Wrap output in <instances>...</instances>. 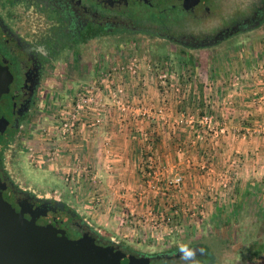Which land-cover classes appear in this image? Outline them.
Here are the masks:
<instances>
[{"label": "rangeland", "instance_id": "1", "mask_svg": "<svg viewBox=\"0 0 264 264\" xmlns=\"http://www.w3.org/2000/svg\"><path fill=\"white\" fill-rule=\"evenodd\" d=\"M218 3L217 16L205 21L204 26L200 28L208 37H212L213 33L230 22L247 17L251 10L260 5L261 0H221ZM185 27L191 28L190 21L183 23V28ZM175 29L170 27L169 32L175 34ZM145 30L147 33L154 32L150 26L145 27ZM161 31L164 35L165 30ZM250 32L261 35L263 40L260 45H264V21ZM250 32L236 33L217 47L200 50L175 47L165 40L154 39L150 37L151 35L131 37L124 44L118 45L116 42L113 45L112 50H115L118 56L114 62L134 64H131L133 72L131 70L127 72L128 77L132 78V83L136 85L132 84L130 89L137 92L142 78L150 84H156L158 81V86L160 74L164 73L175 79L177 72L174 66L179 63H184L185 66L203 63L225 65L229 57L224 59L226 56L222 57L221 53L227 49H231L232 52L235 47L238 50L250 46ZM203 35L196 34V37L201 39ZM119 50L125 53L120 56ZM107 53L108 51L103 52V57L106 56L107 59L99 60L100 63L111 61ZM191 69V67L185 69L184 73ZM99 72L101 73V70ZM92 73L93 71L90 75L84 73L80 79L76 72L72 81L58 80L48 88V96L40 111L32 117L15 142L3 151V164L11 180L19 187L41 197L63 200L91 229L106 239L132 246L140 251L148 253L199 243L208 250L214 264H264V186L258 189L260 195L253 193L252 186H242L241 189L246 188L245 193H238L236 190L239 181H234L236 176L232 169L227 170L228 176L225 175L229 182L227 187L231 186V189L223 188L220 180L222 176L220 181L209 186L214 188L211 190L212 196L204 195V190L202 193L192 192L183 196L185 192H180L183 179L180 186L175 189L166 186V182L170 180L164 184L156 180L157 190H152L147 183L149 177L141 179L139 191L132 196L125 197L120 193L106 195L102 194L101 177L95 174V177L89 179L82 187L83 197H78L77 181L74 184L70 177L65 181L68 176L61 174L56 167L57 159L54 158L53 152L61 143L58 129L62 119L67 117L71 110L76 94L84 89L83 87L79 89L80 83L83 86L95 84L93 82L96 76L93 78ZM168 88L169 83L165 86V89ZM126 90V98L137 104L136 94L131 100L133 96L129 99ZM162 90L161 93L164 94ZM103 96L107 95L103 93ZM105 99H108V96ZM163 106L158 110L151 108V112L160 111V114L147 116L145 122L151 126L154 122L166 123L168 118L164 113L167 112L168 105ZM184 120L178 121L180 125ZM214 122L216 123L215 119ZM198 125L203 127L199 122ZM82 171L84 174H91L90 167ZM79 174H74L73 180H76ZM80 177L84 176L80 175L78 178ZM195 184L199 189L208 185L198 182ZM154 224L160 226L154 227Z\"/></svg>", "mask_w": 264, "mask_h": 264}, {"label": "crops", "instance_id": "2", "mask_svg": "<svg viewBox=\"0 0 264 264\" xmlns=\"http://www.w3.org/2000/svg\"><path fill=\"white\" fill-rule=\"evenodd\" d=\"M249 34L250 46L238 50L235 47L233 53L231 49L221 53L222 57L226 56L224 59L229 57L225 65H175L176 78L165 83L166 86L169 83L168 89L160 82L158 86V81L150 84L142 78L139 90L132 91V78L127 72L131 63L114 62L118 58L115 50L107 53L110 62L98 61L92 70L93 78L96 76L95 84L83 86L80 83V90L83 87L109 96L108 92L119 83L127 89L129 99L144 93V97H137L139 104L133 103L136 108L158 110L167 104L169 114L164 113L167 124L154 122L151 126L144 116H122L109 108L102 115V126L96 132L90 134L83 128L80 141L63 147L56 158V167L61 174L71 177L74 184L77 181L78 197H83L82 187L95 174L101 177L102 194L132 196L153 171L162 184L181 177L183 196L202 193V190L204 195L212 196L214 188L209 186L222 176L220 180L226 181L229 169L234 171V181H239L238 193H245L246 188L241 189L242 186H252L253 193L259 194L258 189L264 186V136L252 133V130L264 124V45H260L261 35ZM124 53L118 52L120 56ZM190 67L192 69L185 74V69ZM107 74H110V80ZM107 96H103L105 102H109L105 99ZM204 115L216 120L214 129L198 125ZM183 119L180 125L178 121ZM85 167H90L91 174H84ZM75 170L84 177L77 175L73 180L71 174ZM197 182L208 185L199 189Z\"/></svg>", "mask_w": 264, "mask_h": 264}, {"label": "flooded vegetation", "instance_id": "3", "mask_svg": "<svg viewBox=\"0 0 264 264\" xmlns=\"http://www.w3.org/2000/svg\"><path fill=\"white\" fill-rule=\"evenodd\" d=\"M218 1L221 2L0 0V65L10 75L8 93L0 98L3 199L16 212L22 211L24 219L33 220L37 226L60 231L77 244H93L109 250L116 257L115 264H190V261L214 264L208 250L199 243L147 253L106 239L91 229L63 200L41 197L15 184L4 167L3 151L15 142L40 111L51 85L58 80L72 81L76 72L79 77L84 70L90 75L99 58H106L103 52L112 51L116 42L121 45L131 37L151 35L175 47L200 50L207 48H201V44L215 38L221 37V40L212 47L236 33L253 31L245 29L264 16V0H261L247 17L230 22L208 37L200 28L205 21L217 16ZM188 21L191 28H183V23ZM148 26L154 32L147 33L145 27ZM170 27L176 28L175 34L169 32ZM161 29L165 30L164 35ZM196 34L204 35L198 39ZM192 250L195 256L188 258L185 254Z\"/></svg>", "mask_w": 264, "mask_h": 264}, {"label": "water", "instance_id": "4", "mask_svg": "<svg viewBox=\"0 0 264 264\" xmlns=\"http://www.w3.org/2000/svg\"><path fill=\"white\" fill-rule=\"evenodd\" d=\"M263 18L245 30L256 29ZM218 40L221 37L200 47L210 48ZM9 77L0 65V98L8 93ZM2 184L0 180V264H115V255L107 249L82 242L77 244L60 231L24 219L22 211L16 212L3 199Z\"/></svg>", "mask_w": 264, "mask_h": 264}, {"label": "built area", "instance_id": "5", "mask_svg": "<svg viewBox=\"0 0 264 264\" xmlns=\"http://www.w3.org/2000/svg\"><path fill=\"white\" fill-rule=\"evenodd\" d=\"M134 65L133 63H131ZM132 72V68L130 69ZM108 80H110V74H107ZM158 79L160 84L165 85L168 81L171 82L174 80L173 76H166V74L158 75ZM166 86V85H165ZM171 87V86H170ZM143 92H140L137 97H144ZM108 101L105 102L103 99V95L100 91L96 93L93 90H81L79 91L73 102L71 110L67 113V117L62 119V122L58 129V137L61 140V143L54 149L53 156L54 158H58L61 154L62 148L67 145H75L76 142H79L82 137V131L88 130L90 134L96 132L103 123L102 115L107 112L109 108H113L117 113L124 115H137L144 116L145 118L150 115H156V113L160 114V111L151 112V110H146L142 108L134 107L133 103L129 101L126 97L125 89L120 86L118 83L117 87L114 90L108 92ZM104 109V111H103ZM136 112V113H135ZM92 113V114H91ZM199 124L206 129H214L215 122L212 116L204 115L200 118ZM264 135V125L259 124L252 133ZM70 145V146H71ZM105 149V147H103ZM107 152L105 151L104 155ZM86 169V167L84 168ZM77 174V171H72L71 175ZM149 179H147L148 187L152 190H157V186L155 181L157 180L158 174L153 171L148 174ZM69 177H66V181H68ZM71 179V177H70ZM182 182L181 177H176L168 182H166V186L169 188H176L180 186ZM223 188H227L229 182L221 180ZM159 224H154V227H159Z\"/></svg>", "mask_w": 264, "mask_h": 264}, {"label": "clouds", "instance_id": "6", "mask_svg": "<svg viewBox=\"0 0 264 264\" xmlns=\"http://www.w3.org/2000/svg\"><path fill=\"white\" fill-rule=\"evenodd\" d=\"M188 258H192L195 256V251L192 250V251H188L186 254H185ZM190 264H195L194 261H190Z\"/></svg>", "mask_w": 264, "mask_h": 264}, {"label": "trees", "instance_id": "7", "mask_svg": "<svg viewBox=\"0 0 264 264\" xmlns=\"http://www.w3.org/2000/svg\"><path fill=\"white\" fill-rule=\"evenodd\" d=\"M152 126H153V125H152ZM154 140H156V138H155ZM154 140L152 141V143L154 142ZM0 151H1V149H0ZM259 213H261V212H259Z\"/></svg>", "mask_w": 264, "mask_h": 264}]
</instances>
